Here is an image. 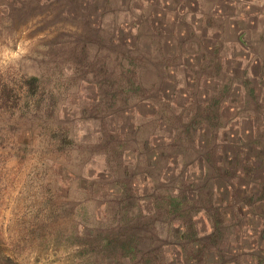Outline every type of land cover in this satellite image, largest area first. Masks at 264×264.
Segmentation results:
<instances>
[{
    "label": "rangeland",
    "instance_id": "1",
    "mask_svg": "<svg viewBox=\"0 0 264 264\" xmlns=\"http://www.w3.org/2000/svg\"><path fill=\"white\" fill-rule=\"evenodd\" d=\"M0 264H264V0H0Z\"/></svg>",
    "mask_w": 264,
    "mask_h": 264
},
{
    "label": "trees",
    "instance_id": "2",
    "mask_svg": "<svg viewBox=\"0 0 264 264\" xmlns=\"http://www.w3.org/2000/svg\"><path fill=\"white\" fill-rule=\"evenodd\" d=\"M31 80H32L33 83L38 81V79L36 77H33ZM34 86H35V84H34Z\"/></svg>",
    "mask_w": 264,
    "mask_h": 264
}]
</instances>
